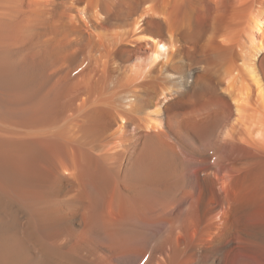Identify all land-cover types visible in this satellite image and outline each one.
Returning <instances> with one entry per match:
<instances>
[{
  "label": "bare ground",
  "instance_id": "6f19581e",
  "mask_svg": "<svg viewBox=\"0 0 264 264\" xmlns=\"http://www.w3.org/2000/svg\"><path fill=\"white\" fill-rule=\"evenodd\" d=\"M0 264H264V0H0Z\"/></svg>",
  "mask_w": 264,
  "mask_h": 264
}]
</instances>
